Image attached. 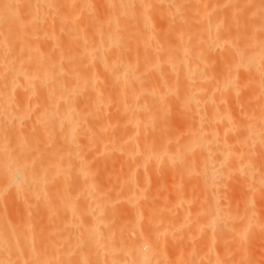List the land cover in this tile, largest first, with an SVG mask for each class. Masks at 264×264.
Segmentation results:
<instances>
[{
    "label": "bare ground",
    "instance_id": "6f19581e",
    "mask_svg": "<svg viewBox=\"0 0 264 264\" xmlns=\"http://www.w3.org/2000/svg\"><path fill=\"white\" fill-rule=\"evenodd\" d=\"M116 1L117 13L124 14L136 0ZM237 2L203 0L201 15L174 31L149 27L154 23L151 17L125 25L111 15L116 19L92 24L95 29L90 31L72 22L73 29L68 31L70 23L66 22L68 28L64 25L62 32L45 20L46 0H0V18H10L12 36L20 38L17 54L9 62L0 58V130H4L0 133V176H10L6 184L13 188L0 191V264H264V48L251 51L246 41L238 40ZM11 27H7L10 33ZM109 111L110 122H102ZM172 111L186 120H181L184 127L172 125ZM12 138L15 157L25 154L19 171L10 170L6 156ZM95 151L111 159L113 152H121L113 158L123 154L127 174L121 198L124 194L129 210L139 209V199L146 197L149 179L142 180L140 169L147 165V170L150 166L153 170L158 165L157 170L160 163L166 173L177 164L185 175L198 176L199 186L212 195L209 206L203 203L201 210L200 203L197 213L191 203L185 205L184 194H178L181 189L174 186L176 206L187 207L179 206L177 211L173 206L172 212L173 200L170 208L164 203L166 209L155 201L168 213L176 211V217L170 214L172 219L166 215L162 220L157 217L158 207H152L157 214L148 217L151 221L158 218V230L151 229L155 219L152 223L147 219L153 226L148 234L143 232L148 226L138 216L139 232L145 236L125 244L117 235L124 238L122 232L117 233L107 218L111 210L104 206L109 203L101 197L106 194L103 190L84 184L81 188L79 183L77 190V182L68 185L69 190L74 185L72 191L84 198L103 191L99 196L104 204L98 194L91 202L87 197L84 204L76 199L78 194L64 190L72 175L89 176L87 164L93 156H88ZM152 163L157 165L152 168ZM148 199L146 205L152 202ZM138 212L131 218L144 217L142 209ZM161 230L162 241L169 244V236L177 237L176 242L181 237L196 240L194 235L204 231L207 246L201 240L202 247L198 244L197 248L205 249L198 252L184 249L188 245L182 243L181 250L194 251V255L185 260L186 251L183 257L180 250L171 259L164 253L167 248L161 247ZM43 238H47L44 243Z\"/></svg>",
    "mask_w": 264,
    "mask_h": 264
},
{
    "label": "rangeland",
    "instance_id": "374dc122",
    "mask_svg": "<svg viewBox=\"0 0 264 264\" xmlns=\"http://www.w3.org/2000/svg\"><path fill=\"white\" fill-rule=\"evenodd\" d=\"M113 2L112 0H74V2H73V0H46V4H45V20H47V21H49L48 23L49 24H51V22L53 23V26L52 27H54L53 29L55 30V31H66L65 29H66V27H67V25H69V29H68V31L69 30H72L71 28H70V25H71V22H72V25H74L73 23H77L78 24V26H79V24H80V26L78 27V29H80V30H82V25H83V30H88L89 29V31L90 30H92V27L95 29V25L96 24H98V23H103L104 25L105 24H107V23H109L111 20H113V18H115L116 19V17H113L112 18V16H118L119 18V20H121V22L123 23L124 21V24L125 25H127L126 24V22L127 23H129V25L130 24H132L134 21L135 22H137V23H139V21H141V22H143L144 21V17H148V18H150L151 17V19L150 20H152L154 23H152L151 24V26H149V27H154V28H157L158 29V32H160L161 30H162V32H164L165 30V32H168L167 30H170V31H174V30H178V29H181L183 26H185V23H187L186 21H189V20H196L200 15H201V13H202V3H203V0H159L160 2H158V0H150V3H149V0H136V1H138L137 2V4H136V1H135V3L132 5V6H134V7H132V8H128L129 9V11L127 10H125L124 11V14H118L119 13V8H118V4L116 5L117 6V8L118 9H116V7L114 6L115 4H116V2L114 1V5H112L111 6V2ZM154 1V2H153ZM162 1V2H161ZM77 2V3H76ZM158 2V3H157ZM156 3V4H155ZM160 3V4H159ZM238 4L236 5V7H238L237 8V18H236V20L238 21L237 22V30L239 31H237V34H239V39L238 40H240V42H242L243 43V41L245 42L244 44L245 45H247V47L246 48H250L251 49V51H254L255 49H258L259 47V49H262V48H264V0H252V1H248V2H246L245 0H238V2H237ZM113 4V3H112ZM138 6V9L136 10L135 9V7H137ZM255 5V6H254ZM114 6V7H113ZM131 6V5H130ZM145 7V8H144ZM153 7H155V8H153ZM112 8V9H111ZM156 9V10H155ZM239 9V10H238ZM115 12H114V11ZM117 11H118V13H117ZM132 11V12H131ZM239 11V12H238ZM120 12H122L121 10H120ZM137 12V13H136ZM127 13V15L125 16V14ZM136 13V14H135ZM141 14V15H140ZM109 15V16H108ZM112 15V16H111ZM58 16V17H57ZM106 16V17H105ZM129 16L131 17L130 19H129ZM138 17L137 19L138 20H136V17ZM140 16V17H139ZM142 16H143V18H142ZM51 17H52V19H51ZM108 17V18H107ZM121 17V18H120ZM124 17V18H123ZM58 18V19H57ZM106 18V19H105ZM111 20H110V19ZM125 18H127V19H129V21L128 20H126ZM145 18V19H146ZM1 19H3V18H0V23H1V28H0V45L2 44V46L4 45V47L5 48H3V47H1L0 46V58H5L8 62L17 54L16 52H17V47H18V44H19V42H20V38L19 37H17V36H12V34H14L13 33V31H12V27L10 26V24L11 23H9L7 20L9 19V21L11 20L10 18H5V19H3V20H1ZM63 19H66V20H64L63 21ZM87 19H90V20H87ZM100 19H101V21H100ZM135 19V20H134ZM140 19V20H139ZM142 19V20H141ZM5 20V21H4ZM70 20V21H69ZM71 20H73V21H71ZM78 20V21H77ZM84 20H85V22H86V20L88 21V22H86L89 26H87V24H85V22H84ZM104 22H103V21ZM109 20V21H108ZM123 20V21H122ZM149 20V21H150ZM7 21V22H6ZM47 21H46V24L47 25H49L48 23H47ZM95 23H94V22ZM99 21V22H98ZM146 21H148L147 19H146ZM152 21H150V22H152ZM243 21V22H242ZM247 21V22H246ZM6 22V23H5ZM64 22V23H63ZM69 22L70 24H67V23ZM84 22V23H83ZM112 22V21H111ZM134 22V23H135ZM9 23V24H8ZM65 23L67 24V25H65ZM133 23V24H134ZM3 24V25H2ZM61 24H63V25H61ZM94 25V26H91V25ZM153 24H155V26L153 25ZM167 24H169V27H171L172 26V28H170V29H168L167 27H166V29H165V26L167 25ZM8 25H9V27H11L10 29H11V33H10V30L7 28L8 27ZM12 25V24H11ZM66 26L65 28L63 27V26ZM86 25V26H85ZM183 25V26H182ZM240 25V26H239ZM180 26H182V27H180ZM51 27V26H50ZM87 27H88V29H87ZM163 27H164V29H163ZM68 28V27H67ZM104 28V27H103ZM153 28V29H154ZM161 28V29H160ZM52 29V28H51ZM52 29V30H53ZM61 29V30H60ZM93 29V30H94ZM9 33H10V35H9ZM243 35V36H242ZM10 36H12V38L14 39V42H11L10 41ZM247 36V37H246ZM244 37V38H243ZM250 37V38H249ZM11 38V39H12ZM245 38H246V40H245ZM13 39H12V41H13ZM248 41V42H247ZM2 42V43H1ZM9 42H11V43H9ZM239 41H238V43H240ZM242 43H241V45H242ZM15 44H16V46H15ZM9 45H10V47H9ZM14 46H15V48H14ZM243 46V45H242ZM242 46H238V47H242ZM251 47H253V48H251ZM243 48V47H242ZM241 48V49H242ZM263 50V49H262ZM11 51V52H10ZM10 52V53H9ZM2 53H3V55L4 56H2ZM10 55V56H9ZM2 56V57H1ZM10 59H9V58ZM262 62H264L263 60H262ZM111 105V104H110ZM109 105V106H110ZM173 112V111H172ZM108 113V116L109 115H111V113H110V111L109 112H107ZM110 113V114H109ZM173 115V116H172ZM106 114H105V116H104V120H106V121H102V122H110L109 120H110V116L108 117V118H106ZM112 117H113V115H111ZM171 117H174V119H172L171 120V123H172V125L173 126H176V128H182V127H184L186 124V120H182V119H184L183 117H181V116H179V117H177V115H176V113L174 114V112L173 113H171ZM176 117V118H175ZM178 118H180V119H178ZM109 119V120H108ZM186 119V118H185ZM111 120H113V119H111ZM179 120V121H178ZM181 120L183 121V122H185L184 124H183V122H181ZM177 121V122H176ZM179 122V123H178ZM175 125H174V124ZM181 124V125H180ZM183 125V126H182ZM182 126V127H181ZM175 128V127H174ZM3 129V128H2ZM114 131H115V129H114ZM0 133H4V130H0ZM13 137V136H12ZM15 138V137H14ZM14 138H12V140L10 139L9 140V142L10 143H7V150L9 149L10 150V152H12V153H10L9 152V150H8V153H6V156H7V154H8V156H7V158L9 157V164L11 165V169L10 170H15V171H19L20 169H22V167H23V165H24V163H25V154H21V155H19L18 157H15L16 156V148H15V146H16V140H14ZM12 141V142H11ZM12 150V151H11ZM96 152V151H95ZM115 152H117V151H115ZM97 154H93V155H90V156H88V157H90L91 158V156H93V159H92V161H91V159H90V165L89 164H87L88 165V175L89 176H86V177H79L78 175V177H76V174H75V177L73 176H71L70 177V179H71V182H69L70 181V179H69V181H67L66 182V184H64V190L65 191H71V192H75L74 190L72 191V188L74 187V185H75V187H76V189L78 190V188H77V185H78V183H79V186H80V184H81V188H82V184H84L83 185V187L84 186H86V187H88V185H90V186H96L97 187V189H98V191H99V189H101V190H103V191H101L100 190V193L101 192H103V193H106L104 196H103V194H102V196L101 197H103V198H108V199H104V203L106 202H108L109 204H107V205H104V206H108L109 208H110V213H109V215H108V211L107 210H105V215H108L107 216V218L109 217L110 219V221H111V225L112 226H114L116 229V232L117 233H119V232H122V234L124 235V238H123V236L122 237H120L119 236V234H117L118 235V237L120 238V241H122L123 243H125V244H130L131 242L132 243H135V240L137 239V237L138 238H140V237H142V234L139 232V231H141V224L143 225V226H148V228H146V227H143L142 229L143 230H145V231H143V232H146V231H148L150 228H151V226H153V224L151 225L150 223H152V221H153V219H155V218H153L152 219V221H151V218L152 217H148V215H153V213H155V215L157 214V217H159V218H161V217H163V218H165V216H166V218H168V220H170V219H172L171 218V216H173V217H176L175 216V214H176V211H175V214L173 215V214H171L170 212L172 211V212H174L173 210H171V209H175V210H177V209H179L178 207L180 206V208H182L181 206H184V208H186L187 206H190V203H191V205H192V207L196 210V209H199L200 208V203H202V205H201V210L203 209L202 208V206H203V203L205 204H208V206H209V199L212 197V195L210 194L209 195V193H210V191H209V193L208 192H206L207 190L206 189H204V187L203 186H201L202 184H201V181H200V179L199 178H197V177H195L196 175H185V173L181 170V168L179 167V165H177V164H175V167L177 168V167H179V169L180 170H177L176 168H175V170H174V164H172V165H170V167H172L171 168V171H169V172H167L166 173V171L165 170H163L164 168H161L163 165L160 163V170L159 169H157L156 170V168L158 167V165L156 166L155 164L153 165V163H152V168H154L153 166H156V168H154L155 169V171L157 172V174H155L156 172L154 171V169L152 170V169H150V167H149V169L148 170H152V171H154V173L153 172H150V175L151 176H149L148 174H149V172H148V174H143V171L145 172L146 171V173H147V165H146V167L145 168H143V166H142V170L140 169V173L142 174V175H144V177H142V175L141 174H139V175H141V177H142V180H143V178H146V177H148V178H146V180H148V183L150 184H147V182L145 181V183L143 184V185H145V184H147L145 187H147L148 189H144L145 190V194H146V197L144 198V199H139V201L141 202V205L140 206H138L139 207V209L141 210L142 209V211H143V213L141 212V214H143L144 215V217L142 216V215H137L135 218H134V220H133V218H131L132 216H134V215H136L135 213H137L138 211H139V209L137 210L136 208H135V210H134V208H130V210H132L131 212H132V216H131V213H129V206L127 205V201H126V198L123 196L124 194H122V198H121V191H122V193L125 191V182H126V179L124 178V176L126 177V167H127V165L125 164V166H124V162H123V157H121L123 154H121V156H119L120 157V159L118 158V155H120L119 153H121V152H117L118 153V155H117V157L116 158H113V156L115 157L116 156V154H114V152L112 153V154H114V155H112V154H110L111 155V157H112V159L111 158H109V157H105V156H107V155H105V154H99V152H96ZM102 156V158H101V156ZM3 156H5V155H3L2 154V157ZM109 156V155H108ZM12 157V158H11ZM11 158V159H10ZM108 160V158L109 159H111V160H109V161H107L106 159ZM121 161V162H123V164L121 165V163H119V161H118V159ZM114 162H113V161ZM111 161V162H110ZM117 161V162H116ZM109 162V163H108ZM89 163V162H88ZM114 163V164H113ZM149 163V162H148ZM147 164V163H146ZM150 164V163H149ZM148 164V165H149ZM159 164V163H158ZM119 165H121V166H119ZM144 165V164H143ZM177 165V166H176ZM90 166L92 167V169L90 168ZM145 166V165H144ZM165 166H169V165H166L165 164ZM121 167V168H120ZM91 169V170H90ZM122 169V170H121ZM145 169V170H144ZM161 169H162V171H164V174H163V172H161ZM9 170V171H10ZM125 170V171H124ZM119 171V172H118ZM124 171V172H123ZM177 171H179L180 172V176L178 175V173H177ZM121 172H122V174H121ZM172 172H174V173H172ZM181 172H183V173H181ZM117 174V175H116ZM159 174V175H158ZM169 174V175H168ZM174 174V175H173ZM176 174V175H175ZM116 175V176H115ZM147 175V176H146ZM123 176V177H122ZM157 176V177H156ZM186 176V177H185ZM7 177H10V176H7V175H5V177H3V175H1L0 176V191H2V190H6V191H10V189L12 190L13 188L11 187H7V184H6V182H7V180H8V178ZM89 177V178H88ZM189 177V178H188ZM88 178V179H87ZM91 178V179H90ZM84 179V180H83ZM120 181H119V180ZM123 179H125V180H123ZM77 180V181H76ZM79 180V181H78ZM94 180V181H93ZM86 183H85V182ZM91 181V182H90ZM149 181H151V183H153V184H151ZM198 181H199V183H198ZM77 182V183H76ZM82 182V183H81ZM90 182V183H89ZM94 182L96 183L95 185H94ZM71 183H76V184H74V185H70L69 187H70V190H69V188H68V185L69 184H71ZM119 183H121V184H119ZM122 183H123V185H122ZM195 183V184H194ZM198 183V184H197ZM199 184H201L200 186H199ZM67 185V188L65 189V186ZM143 185H141V186H143ZM154 185V186H153ZM192 185V186H191ZM119 186H120V190H119ZM150 188H149V187ZM174 186H176L177 188H179V189H181L182 190V192H184V193H182V192H180L181 190H177L176 191V187L175 188H173ZM99 187V188H98ZM122 187V188H121ZM159 187V188H158ZM171 187V188H170ZM195 187V188H194ZM9 188V189H8ZM124 188V189H123ZM172 188H173V190H172ZM185 188H187V189H185ZM189 188L191 189V190H189ZM193 188V189H192ZM75 189V190H76ZM122 189V190H121ZM142 189H143V187H142ZM174 189H175V192H174ZM185 189V190H184ZM76 190V191H77ZM117 190H119V191H117ZM124 190V191H123ZM155 190H157L156 192L158 193V194H156L155 193ZM187 190V191H186ZM189 190V191H188ZM193 190V191H192ZM204 190V191H203ZM206 190V191H205ZM95 191V190H94ZM171 191V192H170ZM186 191V192H185ZM79 192V191H78ZM176 192L178 193V194H180L181 193V195H183L184 196V200L186 199V201L185 202H187V203H185L184 201V203H185V205H187L186 207H185V205L184 204H182L181 205V203H177V204H179V205H177L176 206V202H174V200H176V199H174V197L176 198L178 195L176 194ZM191 192V193H190ZM204 192V193H203ZM72 193V194H73ZM99 192L97 193V190L95 191V193H92L91 192V194H92V197H93V199H95V197H96V195L95 194H98L97 196V198L100 200V196H99V194H100ZM173 193H175V194H173ZM75 194H76V196H77V194L78 193H76L75 192ZM74 194V195H75ZM90 194V193H89ZM91 194H90V196H91ZM186 194V195H185ZM207 194H208V196H207ZM80 194H78V198L76 197V199L79 201V200H81L80 202L81 203H84L85 202V200L87 199V197L89 198V195L86 197V198H84L83 196H79ZM94 195V196H93ZM155 195V196H154ZM173 195H174V197H173ZM177 195V196H176ZM198 195V196H197ZM166 196H168L167 198L170 200L169 201V203H168V201H166L165 199H164V197ZM201 196V197H200ZM202 196H204V197H202ZM92 197H91V199L89 198V200L88 201H90V200H92ZM123 197L125 198V199H123ZM165 197V198H166ZM192 198V200H191V198ZM110 198H112V202H111V199ZM121 198V199H120ZM147 198H149L148 200H150V202H151V204L152 203H154L155 201H158V203L160 202V203H162V204H164V203H166L167 205L168 204H171V201L173 200V202L172 203H175L174 205H171V208L169 207V205L167 206L166 204H164V205H161V204H158V203H154L153 204V206L151 205V204H148L147 203V205L145 204L146 202H147ZM153 198V199H152ZM163 198V199H162ZM187 198H188V200H190V201H188L187 200ZM202 200H201V199ZM205 198H207V199H205ZM146 199V200H145ZM152 199V200H151ZM203 199H205V201L203 200ZM101 200H102V203H103V199L101 198ZM100 200V201H101ZM106 200V201H105ZM114 200V201H113ZM142 200V201H141ZM199 200V201H198ZM5 201V200H4ZM88 201H86V202H88ZM94 201V200H93ZM91 202V201H90ZM112 204H111V203ZM144 202V203H143ZM149 202V203H150ZM193 202V203H192ZM197 202H198V204H197ZM103 203V204H104ZM1 204V203H0ZM84 204H86V203H84ZM111 204V205H110ZM197 204V205H196ZM205 204V205H206ZM2 205V204H1ZM110 205V206H109ZM124 205V206H123ZM148 205H150L149 207H148ZM159 205H161V207H165V209H166V206L167 207H169L170 208V210H169V213H168V211L167 210H165V209H162V208H160V207H158ZM195 205V206H194ZM204 205V206H205ZM144 206V207H143ZM156 206V207H155ZM174 206V207H173ZM176 206V207H175ZM207 206V205H206ZM128 207V208H127ZM152 207H155V209L158 207V211L156 210V212H153V210H155L154 208L152 209ZM163 207V208H164ZM173 207V208H172ZM109 208H107V209H109ZM147 208H149L150 210H148ZM189 208V207H188ZM187 208V209H188ZM191 208V207H190ZM192 208V209H193ZM209 208V207H208ZM152 209V210H151ZM160 209H162L161 211L163 212V210H164V212L162 213L161 211H160ZM192 209H188V210H191V211H193ZM194 210V211H195ZM200 210V211H201ZM208 210V209H207ZM126 211V212H125ZM135 211H137V212H135ZM147 211H152V213L150 212H147ZM178 211V210H177ZM197 211V213L199 212V210H196ZM195 211V212H196ZM135 212V213H134ZM159 212L161 213V214H159ZM195 212H193V213H195ZM66 213V212H65ZM64 213V211H63V215H65V216H63V217H66L67 216V214H65ZM103 213V214H104ZM166 213V214H165ZM134 214V215H133ZM137 214H139V212L137 213ZM170 214H171V216H170ZM83 215V214H82ZM87 215V214H86ZM151 215V216H152ZM161 215V216H160ZM84 216H85V214H84ZM138 216H141V219H140V217H139V219H140V221L142 222H140L139 220H135L136 218L138 219ZM170 216V217H169ZM81 217V216H80ZM88 217V216H87ZM128 217V218H127ZM145 217H147V218H145ZM154 217V216H153ZM156 217V216H155ZM156 217V218H157ZM82 218V217H81ZM131 218V220H129ZM143 218H145V219H143ZM75 219H77V218H75ZM74 219V220H75ZM85 219H87L86 217H85ZM147 219H148V221L150 222H148L147 221ZM162 219V218H161ZM178 218H176V220H177ZM78 220V219H77ZM125 220H129V221H127V222H125ZM163 220V219H162ZM124 221V222H123ZM131 221H133L134 223H132ZM136 221V222H135ZM141 223V224H138L139 222ZM145 221V222H144ZM148 222V223H147ZM158 222V218L157 219H155V223H154V226H153V228H151V229H154V227L158 230V224H156ZM125 223H126V225H125ZM130 223H132V224H134V226L136 225V227H134L133 226V228L131 227L132 225L130 224ZM159 223V222H158ZM122 224H123V226H122ZM148 224V225H147ZM125 225V226H124ZM130 225V226H129ZM138 225V226H137ZM155 225H157V226H155ZM130 227V228H128V227ZM140 226V227H139ZM150 226V227H149ZM160 224H159V229H161L160 228ZM77 227H79V226H77ZM113 227V228H114ZM137 227H139V229L137 228ZM127 229V230H126ZM130 229H132V231L134 230H136L137 232H134V234L132 235V231L130 230ZM148 229V230H147ZM151 229L148 231V232H151ZM130 230V231H129ZM125 231H127V233L125 232ZM153 231V230H152ZM125 232V233H124ZM131 234H130V233ZM141 234V235H139V233ZM142 232V233H143ZM199 232V231H198ZM203 232V233H202ZM202 232H199V233H197L196 235H194L193 237L196 239V240H193V238L192 239H190V238H187V240L188 241H192L191 243L190 242H188L187 240H185L186 239V237L184 238V237H181L184 241H185V243L183 242V240L180 238L179 240H182V241H178V242H176V240H175V238H177V237H174V240L169 236V239H171V241H173V244H171V241L168 239V241L170 242V244L168 243V242H166V240L164 239V242H165V244H164V242L162 241L163 239H162V237L164 236V234L162 235V230H161V234H160V236L159 237H161V240H160V238H159V240H160V242L162 243H159V244H161V247L163 248V250H165L164 248H167V252L165 251L164 253L165 254H167V256H170V258L171 257H175L176 256V254L179 252L180 253V250L181 249H188V247H189V249H191V250H194V248H196V250H198V252H200L202 249L200 248V247H198L197 248V246H199L200 244L199 243H202V241H203V245H204V242H205V237H207L206 235H207V233L205 234L204 233V231H202ZM206 232V231H205ZM137 233V234H136ZM147 233V232H146ZM188 233H190V232H188ZM145 234V233H144ZM148 234V233H147ZM200 236H199V235ZM201 234H202V236H203V238H204V240H203V238L202 239H200V242H198V240H199V238L200 237H202L201 236ZM125 235H126V239H125ZM198 235V236H197ZM145 235H143V237H144ZM45 237V236H44ZM134 237V238H133ZM136 237V238H135ZM142 237V238H143ZM164 238H166L167 239V237H164ZM179 238V237H178ZM122 239V240H121ZM129 239V240H128ZM141 239V238H140ZM125 240L126 241H128V242H125ZM137 240H139V239H137ZM137 240H136V242H137ZM202 240V241H201ZM43 243H44V241L46 242L47 241V238H43ZM176 243H175V242ZM186 241L188 242V243H186ZM42 243V242H41ZM184 244V246H185V244L186 245H188V246H185V247H183V248H181L182 246L181 245H183ZM190 243V244H189ZM196 243H197V245H196ZM164 244V245H163ZM177 244V245H176ZM179 244H180V246H179ZM195 244V246H193V245ZM199 244V245H198ZM202 244L200 245L201 247H202ZM206 244V243H205ZM164 247H163V246ZM166 245V246H165ZM173 246V248H172V246ZM174 245H175V247H174ZM214 245H217L216 243L214 244ZM190 246H193V247H190ZM205 246H207V244L206 245H204L203 247H205ZM170 247H171V249H170ZM179 247H180V249H179ZM177 249V252H176V249ZM213 248H214V246L212 247V250H213ZM216 249L218 248V245L215 247ZM214 248V249H215ZM173 249H175V250H173ZM183 249V250H184ZM205 249V248H204ZM203 249V250H204ZM257 249H258V247H257ZM179 250V251H178ZM183 250H181V255L183 254V257H185L184 256V253H185V251H186V253H185V255H186V257H185V260H186V258H187V256H189V254H193L194 255V251H192L193 253H190V251L188 252L187 250H185V251H183ZM202 250V251H203ZM252 250V252H253V249H251ZM169 251V252H168ZM173 251H175V253L173 252ZM187 252H188V255H187ZM168 253H169V255H168ZM175 254V255H174ZM173 255V256H172ZM168 258V257H167ZM169 258V259H170ZM191 258V257H190ZM172 259V258H171ZM189 259V258H188ZM187 259V260H188ZM187 263H188V261H186ZM81 263H84V262H81ZM81 263H79V264H81ZM85 264V263H84ZM86 264H87V262H86ZM88 264H90L89 262H88Z\"/></svg>",
    "mask_w": 264,
    "mask_h": 264
}]
</instances>
